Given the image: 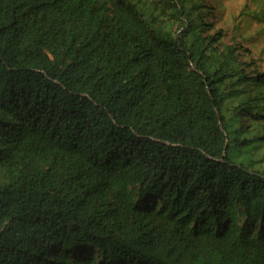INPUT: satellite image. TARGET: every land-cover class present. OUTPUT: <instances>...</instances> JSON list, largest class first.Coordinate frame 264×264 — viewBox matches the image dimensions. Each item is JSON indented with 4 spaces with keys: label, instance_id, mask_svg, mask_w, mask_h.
<instances>
[{
    "label": "trees",
    "instance_id": "1",
    "mask_svg": "<svg viewBox=\"0 0 264 264\" xmlns=\"http://www.w3.org/2000/svg\"><path fill=\"white\" fill-rule=\"evenodd\" d=\"M210 14L0 0V264H264V69Z\"/></svg>",
    "mask_w": 264,
    "mask_h": 264
},
{
    "label": "rangeland",
    "instance_id": "2",
    "mask_svg": "<svg viewBox=\"0 0 264 264\" xmlns=\"http://www.w3.org/2000/svg\"><path fill=\"white\" fill-rule=\"evenodd\" d=\"M211 10L208 20L214 29L221 27L227 36L240 34L237 38L241 46L247 47L249 55L264 69V0H205ZM256 11L257 15H252Z\"/></svg>",
    "mask_w": 264,
    "mask_h": 264
}]
</instances>
